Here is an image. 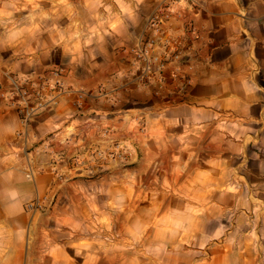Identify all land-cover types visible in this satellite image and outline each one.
Segmentation results:
<instances>
[{
  "label": "crops",
  "instance_id": "crops-1",
  "mask_svg": "<svg viewBox=\"0 0 264 264\" xmlns=\"http://www.w3.org/2000/svg\"><path fill=\"white\" fill-rule=\"evenodd\" d=\"M158 2H138L131 23L103 16L79 32L72 18L71 30L32 33L23 53H11V17L7 34L0 30V264H77L63 244L47 241L48 226L25 205L53 198L75 205L84 171L78 162L96 160L117 142L137 172L159 171L151 179L159 202L145 206L142 192L140 204L138 193L136 214L192 217L190 224L153 225L154 232L185 234L182 242L161 239L160 248L184 243L194 250L151 264H264V0H178L163 30L185 57L162 82L129 53L150 38L146 25ZM52 71L63 83L56 104L23 125L4 95L15 80ZM184 79L190 85L181 91ZM113 178L127 183L126 176L98 180ZM109 194L103 186L96 206L106 209ZM209 215H230L233 224H217L213 235ZM91 263L111 264V257Z\"/></svg>",
  "mask_w": 264,
  "mask_h": 264
},
{
  "label": "rangeland",
  "instance_id": "rangeland-1",
  "mask_svg": "<svg viewBox=\"0 0 264 264\" xmlns=\"http://www.w3.org/2000/svg\"><path fill=\"white\" fill-rule=\"evenodd\" d=\"M138 2L141 4V0H0V30L3 34H7V21L8 17H11V53L28 52L30 43H33L32 33L38 35L46 29H56L61 26L64 27V31L71 30L72 18L75 19L74 26L78 27L79 32H87L91 28L88 27L89 24H92L95 18L103 16L118 18L123 15L127 16L131 23L134 19L133 10ZM146 15L145 12L141 14V19H145ZM139 127L140 133L145 134L146 126L143 121L139 122ZM128 154V148L123 143L117 142L104 152L96 154V160L79 161L78 165L84 167V171L79 172L81 176L78 178L80 183L77 185L75 205H72L68 199L62 202L56 201V198L37 199L25 205V210L28 204L35 205L32 212H37L40 223L48 226L47 241L53 245L63 244L68 254L75 257L77 264H81L82 261H85V264H93L91 263L93 257L97 259L104 255L111 257V264H137V258L140 259V264L141 261L143 264H151L152 259L161 256L181 257L194 250L184 243L181 247L160 248L161 239L175 237L176 241H184L183 231L176 233L153 231L155 229L153 225L159 227L169 222L176 225L190 224L192 217L154 215L152 210H145L144 215L136 214L139 207L138 193H140V204L142 192L147 193L145 206L159 202L158 193L154 198L151 181L153 175H159V171L152 172L149 169L144 174L137 172L135 161L128 162ZM106 162L122 167L121 169L101 168ZM103 175L126 176L127 183L120 184L114 178L111 183L110 181L103 183L98 180ZM146 179L150 182L147 188ZM88 181L96 182L89 184ZM163 181H165L164 191L167 192L166 180ZM103 186L108 188L110 193L108 198H111L106 209L96 206L100 199L95 198V194L98 195ZM161 201L162 208L166 209L168 201ZM208 206L209 208L212 206L210 200ZM56 209L60 212L56 213ZM125 212L126 215L123 214ZM120 215L124 216L120 217ZM207 223L209 232L214 231L213 235H215L217 224L230 229L233 221L230 215L217 217L209 215Z\"/></svg>",
  "mask_w": 264,
  "mask_h": 264
},
{
  "label": "built area",
  "instance_id": "built-area-1",
  "mask_svg": "<svg viewBox=\"0 0 264 264\" xmlns=\"http://www.w3.org/2000/svg\"><path fill=\"white\" fill-rule=\"evenodd\" d=\"M177 2L178 0H159L146 25L145 34H150V38L141 48L131 51L135 60L143 63L148 71L152 70L160 82L163 81V72L170 65L182 62L185 57L186 49L163 30V25L169 21ZM189 85L190 80L184 79L181 91H185ZM62 86L61 72L52 71L49 76H41L37 80H15L13 90L4 95V98L7 105L16 111L22 124L27 126L39 113L56 104ZM81 98L80 95L79 99ZM34 208V204L26 206L28 211Z\"/></svg>",
  "mask_w": 264,
  "mask_h": 264
}]
</instances>
